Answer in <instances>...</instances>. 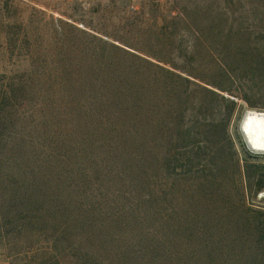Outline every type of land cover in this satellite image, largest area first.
<instances>
[{
    "label": "rangeland",
    "instance_id": "374dc122",
    "mask_svg": "<svg viewBox=\"0 0 264 264\" xmlns=\"http://www.w3.org/2000/svg\"><path fill=\"white\" fill-rule=\"evenodd\" d=\"M137 8L0 0V75L28 83L4 142L16 150H1L0 229L3 215L41 218L50 203L79 234L63 264H264V188L239 142L251 153L239 122L264 111V0Z\"/></svg>",
    "mask_w": 264,
    "mask_h": 264
},
{
    "label": "trees",
    "instance_id": "16d2710c",
    "mask_svg": "<svg viewBox=\"0 0 264 264\" xmlns=\"http://www.w3.org/2000/svg\"><path fill=\"white\" fill-rule=\"evenodd\" d=\"M113 48H115V50H121L118 47ZM156 60L160 61L157 58ZM144 61L153 67L166 71L164 67L151 63L149 60L145 59ZM27 86L28 83L24 80H21V78L9 76L6 74L0 75V162L2 161L1 150L5 149L9 152L16 150L15 147L13 148L10 145L11 143L5 145L4 142L6 141L7 143V138L12 140L17 135L13 131V126L15 125L18 114L20 113V110L22 108L23 103L21 100L25 97ZM121 86L122 87H119V89L123 90L124 86ZM111 87L114 88V86ZM111 87L108 85H104L100 88H102V90L106 89V91H111ZM125 91V95L124 93H122V91H120L119 95L127 97L130 89H126ZM133 92L138 91L135 90ZM109 107L110 111H112V103H110V106H108V108ZM128 112L132 114L131 111ZM129 113L126 112L125 117H128ZM51 118L52 120H55L57 119V115H54ZM100 125L103 127L105 124L100 123ZM120 134L121 136H124V134H126V132H123V125L120 129ZM48 136L49 134L47 135V138ZM54 139H57V137H55ZM239 142L241 144V151L244 156L243 161L245 175L248 179H250V174L252 172L253 178L260 177V179H258L260 180L258 184L259 190H261L264 188V165H261V163L257 162V160H259L261 156L249 153L246 150L244 143L240 140V137ZM166 161L170 163L171 156L166 157ZM237 165L239 170H241L240 161H237ZM45 194L50 196L48 194V191H45ZM21 208L22 209L19 211L9 212L7 214L8 217H6V215L2 216V218H4L5 224L2 228L5 230L10 226L13 227L12 232L10 233H14V238H9V231L7 229L5 231L7 240L5 247L8 254L7 258L10 264H63L61 257L62 254L69 249H74L75 246H77L76 244H79V234L74 233V231L78 232L75 227H73L75 221L71 217L64 215L66 213L63 212L62 207L59 208V206L54 205L53 211L50 203L45 204L42 208L41 214L44 212V215L41 218H37L36 216H34L32 211H30L29 209H25L23 207ZM83 210L85 212L84 207ZM38 224H42L43 228L41 229L40 227H37ZM263 225L264 223L260 222L258 223V228L254 227L255 231L260 234L259 243H263L264 240ZM70 226L73 231L70 229ZM3 229H0L1 234L3 233ZM1 236L3 239H5V235ZM34 238H37V241L32 243V240H34ZM202 259L203 258H201L199 262H201ZM84 260V264H97L95 261H93L92 258L87 257L84 258ZM202 262L204 264L214 263H212V261H210L209 259L208 261L205 259ZM253 264H258V261L255 260Z\"/></svg>",
    "mask_w": 264,
    "mask_h": 264
},
{
    "label": "bare ground",
    "instance_id": "6f19581e",
    "mask_svg": "<svg viewBox=\"0 0 264 264\" xmlns=\"http://www.w3.org/2000/svg\"><path fill=\"white\" fill-rule=\"evenodd\" d=\"M264 111L247 109L239 122V132L251 153L264 154Z\"/></svg>",
    "mask_w": 264,
    "mask_h": 264
},
{
    "label": "built area",
    "instance_id": "2783aa9c",
    "mask_svg": "<svg viewBox=\"0 0 264 264\" xmlns=\"http://www.w3.org/2000/svg\"><path fill=\"white\" fill-rule=\"evenodd\" d=\"M133 9L137 10L138 5L144 0H125Z\"/></svg>",
    "mask_w": 264,
    "mask_h": 264
},
{
    "label": "water",
    "instance_id": "95a60500",
    "mask_svg": "<svg viewBox=\"0 0 264 264\" xmlns=\"http://www.w3.org/2000/svg\"><path fill=\"white\" fill-rule=\"evenodd\" d=\"M260 114H263L264 115V113H260ZM241 132V131H240ZM242 134V133H241ZM242 136H243V134H242ZM243 138H244V136H243ZM245 140V139H244ZM247 145V144H246ZM247 148H248V145H247ZM249 150V149H248ZM252 154H255V155H264V154H260V153H252Z\"/></svg>",
    "mask_w": 264,
    "mask_h": 264
}]
</instances>
